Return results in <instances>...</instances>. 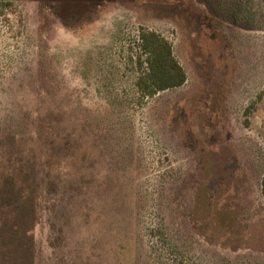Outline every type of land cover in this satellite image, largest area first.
Here are the masks:
<instances>
[{
    "label": "rangeland",
    "instance_id": "obj_1",
    "mask_svg": "<svg viewBox=\"0 0 264 264\" xmlns=\"http://www.w3.org/2000/svg\"><path fill=\"white\" fill-rule=\"evenodd\" d=\"M263 175L264 0H0V264H264Z\"/></svg>",
    "mask_w": 264,
    "mask_h": 264
},
{
    "label": "trees",
    "instance_id": "obj_2",
    "mask_svg": "<svg viewBox=\"0 0 264 264\" xmlns=\"http://www.w3.org/2000/svg\"><path fill=\"white\" fill-rule=\"evenodd\" d=\"M11 1H5L4 11L12 5ZM4 14V13H3ZM8 14L6 21H10ZM140 49L144 58L139 62L143 65V71L138 78L137 87L145 96H152L159 90L180 86L186 80V74L175 58L171 44L161 34L154 30H140ZM261 190L264 196V175L261 180Z\"/></svg>",
    "mask_w": 264,
    "mask_h": 264
}]
</instances>
